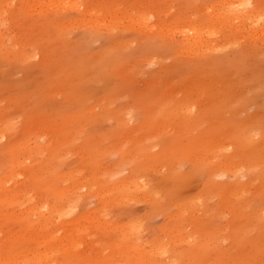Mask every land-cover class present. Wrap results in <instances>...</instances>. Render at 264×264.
<instances>
[{
  "label": "rangeland",
  "instance_id": "374dc122",
  "mask_svg": "<svg viewBox=\"0 0 264 264\" xmlns=\"http://www.w3.org/2000/svg\"><path fill=\"white\" fill-rule=\"evenodd\" d=\"M223 1L0 0V264H264V37L178 36Z\"/></svg>",
  "mask_w": 264,
  "mask_h": 264
},
{
  "label": "bare ground",
  "instance_id": "6f19581e",
  "mask_svg": "<svg viewBox=\"0 0 264 264\" xmlns=\"http://www.w3.org/2000/svg\"><path fill=\"white\" fill-rule=\"evenodd\" d=\"M218 11L220 14L217 15L215 18L211 19V25L208 29H206L205 26L195 25L189 27L188 30H184L183 28L179 29L181 31L178 33V36H182L185 38L184 44L188 49H200L203 45L207 43L206 35H209V37H213L216 34V30L214 27L215 20L219 21L218 24L223 27L232 25L233 23L237 24L238 26L250 27V31H253L252 35L254 37H264V18L261 16V9L259 10L256 7L247 5L243 3L242 0H228L223 1L219 4ZM188 18L189 17H185L183 21H187ZM232 165L234 166V162L229 161L225 163H220L218 165V168L221 169V167H224L226 169H229V171L233 172L234 167ZM134 180L132 181V183H135ZM142 187L145 191L148 190L147 184H144ZM141 188L139 190H141ZM184 207H187V205ZM150 249L152 250L151 247ZM151 250L149 253L152 252ZM41 256L45 264H56V262L58 264L57 257H55V255L52 254L51 251L43 252ZM168 260L166 259V263L169 264L171 260H173V258L170 260V262ZM163 263L165 264V262Z\"/></svg>",
  "mask_w": 264,
  "mask_h": 264
}]
</instances>
